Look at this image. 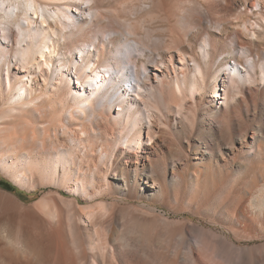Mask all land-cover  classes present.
I'll use <instances>...</instances> for the list:
<instances>
[{"label":"bare ground","instance_id":"bare-ground-1","mask_svg":"<svg viewBox=\"0 0 264 264\" xmlns=\"http://www.w3.org/2000/svg\"><path fill=\"white\" fill-rule=\"evenodd\" d=\"M181 1L187 13L181 7L166 18L148 17L152 26L167 22L160 41L143 29L147 18L125 23L141 47L160 57L144 62L147 76L138 77V93L131 96L121 72L139 58L122 56L98 32L83 33L82 26L75 32L76 18L67 11L77 7L73 0H0V62L12 56L21 62L15 29L21 20L23 32L31 36L36 30L41 37L30 44L22 69L14 64L6 81L0 69V161L43 157L44 167L21 173L30 176L33 190L55 188L29 204L0 191V264H264V35L249 27L252 6L258 5L264 21V0ZM104 15L116 23L100 10L101 32ZM66 29L76 35L64 49ZM191 36L208 41L206 59ZM77 53L81 62L72 64ZM51 57L67 78L47 97ZM231 60L247 75L227 70ZM191 61L200 69L195 77ZM148 85L154 98L145 99ZM48 98L49 110H68V128L84 151L77 173L66 171L71 161L77 164L67 145L46 137L53 134L50 121L26 131L32 143L19 136V127L6 131L4 117L17 107L44 118ZM142 102L152 110L148 126ZM56 120L65 127L60 115ZM44 170L50 175L45 180Z\"/></svg>","mask_w":264,"mask_h":264},{"label":"rangeland","instance_id":"rangeland-1","mask_svg":"<svg viewBox=\"0 0 264 264\" xmlns=\"http://www.w3.org/2000/svg\"><path fill=\"white\" fill-rule=\"evenodd\" d=\"M73 2L77 3V7L72 5L70 9H67V11L71 12L74 15V17L76 18V22L72 26V28L75 32L78 31V27H80V26L83 27V29L81 31L83 33L84 32L90 33V35H91L93 33L98 32V34L100 35V38L102 40H104L108 45H110L113 48L120 47V49L118 51L122 56L126 57V54L129 53V54L135 55L139 58L140 62L138 63V65H135L133 63H126L125 67L122 69V72H121L123 75L126 74V76H127V81L125 82V86L128 88V94L131 96L132 95L135 96L136 93H138L137 92L138 87L134 86L137 83L138 77L142 76V78H146V76H147L148 71L146 70V68L144 66V62L151 59V58H154V57H155V61H158L160 59V57H158L156 55H154V56L151 55L149 49L141 47V43L137 39H135L133 36H131L128 33V31H126L127 29L125 28L126 27L125 23L136 22L139 20L144 21L147 18L148 20L146 19L147 21L146 22L144 21V23H143V29L146 30V32H149V31H150V33L152 32L153 41H160L161 39L166 38L165 37L167 34L166 32L168 31L166 29V26H167L166 23L167 22L161 23V21L156 20L153 22L154 25L152 26V23L149 21L151 18L149 19L148 17L151 14H154L157 16L155 19H158L159 17L166 18V17H168V15L171 12H173L174 8H180L181 9V7H183L182 10L185 13L188 12V9H187L188 5L183 1L180 2V0H73ZM95 3H98V7H94ZM179 3L181 4V6H178V5H180ZM59 4H61V2ZM176 5H177V7H175ZM60 6H63V5H60ZM50 7L52 8L53 6L50 5ZM127 7H128V9H127ZM71 9H73V12L71 11ZM111 9L113 12H116L115 10H117V9L119 10L117 12L121 11V15L119 13V19L118 20H117V18H118L117 15H115L116 16L115 17L112 14L113 13L112 11H108ZM126 9H127V11H126ZM257 9H258V5L251 7L250 11L251 12L253 11V14H254L252 16V23L254 25L253 26L250 25L249 27L251 29L253 27H255L257 30L262 31V34L264 35V21L259 19L260 13H259V10H257ZM100 10H107V15H110V14L112 15V16L110 15V17L111 18L113 17L114 21L116 22L115 26L117 28L119 27L118 30L115 29L114 25L112 26L110 24V22H108L109 17L106 18L107 16L104 15V16H102V19L104 20L103 26H105V28H104L105 31L103 30L101 32V29H103V28H101L100 26H97L98 22L96 20L98 15H99ZM8 14H11V12L8 11ZM170 15H172V13ZM107 19H108V21H107ZM173 19L175 20V18H173ZM178 19H179L178 22L179 23L181 22L180 24L178 23L179 26L181 28H184L183 25L185 24V18L182 16L183 20L181 19V17ZM151 21H152V19H151ZM22 22H24V20H21V22L19 24L15 25L16 32L20 34L19 35L20 36V43H19V48H18V54H20V56H21V62L19 63V57L18 56H17V58L12 56L13 60H11L9 62L5 61L6 58H4V57L2 58V61L0 62L1 77H3V79H5V81H6L7 73L9 72L10 67H12L16 63L17 64L19 63L18 66L22 69L23 64L26 62V59L29 56L28 49L31 48V47H29V46H31L30 44H32V43L35 44L41 39L40 35L36 32V30H34L32 32L31 36L27 35L26 32H23L20 28V25ZM247 24H249V23H247ZM247 24L245 22L240 23L241 27L244 29L246 34L250 36L252 34H251V31H249V29H247V26H246ZM148 29H149V31H147ZM214 29H215V31H219V28H214ZM69 33H70V29H66L64 31V38L62 39V46L64 47V49L66 48V46L68 44L67 42L72 41L76 35L75 34V35L70 36ZM78 33H80V32H77V34ZM160 33H162L161 34L162 36L159 35ZM194 37L195 36H191L190 42H192L193 47L195 48L197 53L203 59H206L207 58V50L209 47L208 41L206 40V38L204 36H198L196 38H194ZM260 39L263 40L262 37ZM240 53L246 58L245 64L252 67L253 66V58L247 56L248 53L246 50H243ZM37 54H39V53H37ZM80 55H81L80 53H77V54L71 56L72 64L81 62ZM40 59H43V58L40 57ZM190 63L194 69L191 76L195 77L197 74H200V69L197 66V64H195V62L191 61ZM225 67H227L228 68L227 70L231 71L232 73L238 72L241 75H247L246 72L244 71V67H241V65L239 66V64H236L233 60H231V63L229 62L228 65H225ZM240 67H241V69H240ZM46 68H47V75H48V84L44 88L43 93H44V95H46L48 97L50 95H53L54 92H56L58 86H62V84H64L60 78L61 77L67 78V75H63L60 71L56 70V68H55V57L48 58V65H46ZM71 71L72 70H69V69L67 70L68 73H70ZM92 73L94 74V72H92ZM213 83H214V80H213ZM153 89H154L153 85H148L145 89H143V91L145 92V95H146L145 99L154 98L153 93H150V91ZM37 93H39V92H37ZM10 97H11V95H8L6 98L9 99ZM6 98L4 101V108L5 109L8 108V105L6 104L8 99L6 100ZM113 100H114V98H111V101H113ZM51 102H52L51 99L48 98V101L46 103L48 105H46L47 108L45 109L46 111L43 110V112H42V114L44 115V118L36 110L31 111V113H30V111H28L30 109H27V107H23V108H25L24 110H23V108L20 109L19 107H17L15 110L11 111V113L9 112L10 114L6 115L4 117V121H3L6 123L5 124L6 125V131H7V133H10L13 131L14 128L18 129L17 127H19L20 128V129H18L19 134H21L19 136L21 138H27V141L32 143V142H34V140H32L33 138L31 137L33 135L31 134V136H30L31 139H30V137H29L30 133H27V135H26V131L31 130L34 125L35 126H38V125L42 126L43 123L48 124V122L50 121L49 123H51L52 126H50L49 132H51V130H52L53 134L49 133L48 136L46 135V137L47 138L49 137L48 138L49 141L52 143L55 142V144H57V145H65V146L67 145L66 147L69 148V151H70L69 153H71V155H73L75 157L77 164L75 165L71 161V163H69L65 166L67 169L66 171H67V173H77V171H78L77 165H79V163H80V158H82L84 160V158H83L84 157V151L82 150V148L79 145V142H78L79 140L77 138H75V136L70 132V129L68 128V126L69 127L73 126V124H69V122H68V117H67L68 110H66L64 112L61 111V108H60V110H59V108H57L55 110H53V109L49 110L48 106L50 105ZM141 107H142L143 111L145 112V116H146V119L143 121L144 122L143 125L148 126L150 123V115L152 113V110L146 102H142ZM18 109H19V111L17 112ZM114 109L116 111H118V107L116 105L114 106ZM22 111H24V113H26L28 111L27 114L28 113L29 114L28 115L26 114L28 117L23 115L24 113ZM64 113L65 114L67 113V115H65ZM10 115H12L13 117H11ZM56 115H60V119L62 118V120H63L62 122L65 123V127L59 123V120H56L57 123L54 121ZM75 115H77V114H75ZM15 116H17L18 118L17 117L15 118ZM39 116H41L43 119L41 117L39 118ZM63 116H64V118H63ZM81 116H83V113H81ZM5 118L7 120H5ZM2 119H0V122L2 121ZM52 119H54L53 122H51ZM7 122L8 123L14 122V124L12 126H9L11 124L7 125L8 124ZM19 122H21L23 124L26 122L27 124L25 123V125L21 126V123L18 124ZM41 123H42V125H41ZM52 123H55V124L53 125ZM76 123H78V122H76ZM28 124H30V125H28ZM31 125H33V126H31ZM7 126H9L8 129H7ZM10 127H12V129H9ZM26 127H27V129H26ZM53 127H55L54 130H53ZM22 128L26 129L25 132H24V129H22ZM20 130H21V132H20ZM144 131H145V137H146V135L148 133L147 128H144L143 132ZM50 135H51V138H50ZM40 136L43 137L42 135L38 134L37 138L40 139L41 138ZM28 137H29L30 141L28 140ZM31 140H32V142H31ZM40 140H42V138ZM53 140H54V142H53ZM27 159L28 158L26 155L24 156V158L22 160H19V159L17 160L14 157L7 156L4 160L0 161V191L9 193V194L17 197L19 200H23L25 203L29 204V203H33L36 200H39L44 195L45 192L50 191V190H54L55 188H53L52 186H46V187H39L35 190L32 189L31 179L29 178L30 176L29 175L23 176L21 172H23L24 170L30 171V169L35 170L38 167H40V168L44 167V166H42L43 165V157L38 156L37 160H34L33 162H30ZM41 175H42V178L44 180L46 178H48V176H50L49 173L47 172V170H44ZM70 185H72V183H70ZM78 188L84 194V191H83V188H81V185ZM66 190L67 189L65 187H63L62 192L67 196H72V193L67 192ZM78 207H80V205Z\"/></svg>","mask_w":264,"mask_h":264}]
</instances>
